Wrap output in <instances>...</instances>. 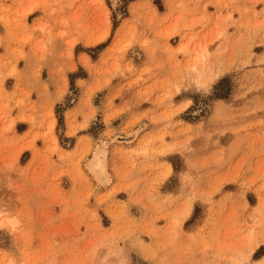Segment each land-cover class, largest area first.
Masks as SVG:
<instances>
[{"label":"rangeland","instance_id":"1","mask_svg":"<svg viewBox=\"0 0 264 264\" xmlns=\"http://www.w3.org/2000/svg\"><path fill=\"white\" fill-rule=\"evenodd\" d=\"M32 2L0 0V184L5 166L15 161L24 173L14 174L21 216L30 217L37 237H43L41 252L29 249L33 264L49 258L52 240H58L65 264H97L112 259L110 251L124 250L135 264H188L187 234L208 216L218 221L220 243L196 259L232 264L247 233L260 223L264 0H117L115 8L112 0H48L63 7L49 8L47 16L69 26L64 28L65 55L49 57L52 74L63 78L54 82L53 97L36 124L29 91L4 80L16 76L19 61L27 62L25 50L33 53L40 46V40H25L45 10L20 22ZM46 33L47 28L37 35L46 40ZM216 73L211 97L193 90L197 81ZM65 81L68 88L61 94ZM81 81L86 87H79ZM110 96L111 104L96 119L93 107ZM192 97L193 104L179 111ZM78 103L94 117L86 129L80 127L82 110L80 124L75 113L65 118ZM49 112L55 117L51 130ZM106 116L110 124L104 123ZM98 147L106 150L111 178L105 187H98L87 170ZM164 167H171L174 176L158 183ZM185 170L213 189L247 183L250 191L238 206L239 219L231 200L217 199L197 204L195 219L175 227L180 208L175 197L182 195ZM13 243L0 231V244ZM27 247L21 236L17 255L24 258Z\"/></svg>","mask_w":264,"mask_h":264},{"label":"snow or ice","instance_id":"2","mask_svg":"<svg viewBox=\"0 0 264 264\" xmlns=\"http://www.w3.org/2000/svg\"><path fill=\"white\" fill-rule=\"evenodd\" d=\"M57 7L62 8L63 5L49 4L48 0H34V2L27 5L28 11H26L24 16L21 17V23L25 22L26 18L29 16V13L36 12L39 9H44L45 15L38 19L37 25L32 27L28 38L25 40L26 44L40 40V46L35 48L33 53H29L27 50H25L23 54V58L25 60L29 59L33 54L35 55L36 59L41 61L46 60L49 57H55L57 53H59L61 56L65 55L63 44L64 40L67 39V34L64 31V28L69 26L68 21H61L54 16H47V10L49 8L55 9ZM101 7H103V5H101ZM111 7H118L117 0H112ZM261 7V15H264V5ZM45 28H47L46 40L37 35V32H44ZM73 42L69 43L67 53L69 56L71 55V43ZM147 45L148 42L146 41L145 47H147ZM126 47L131 48L132 46L129 44ZM82 62L86 66L88 65L86 58H82ZM71 70L75 71V68H72ZM129 71H132V69L130 68ZM218 76L219 73H216L210 77L197 81L193 90L197 91L201 96L211 97V93H213L215 90L214 86L216 85ZM185 79L189 80V82L191 81L190 77H186ZM2 84L3 81L0 80V86H2ZM79 87H86V83L84 81L79 82ZM67 88L68 81H65L62 85L61 94H63V91H66ZM194 100L195 97L185 98L184 103L180 106L179 111H183L184 108L193 104ZM111 102V96L107 100H104L103 98L100 99V106L93 109L96 119H99L100 113L105 112L106 109L104 105H110ZM82 111L84 119L80 127L86 129L89 127V123L94 117L93 115H90L88 110L83 108V106ZM48 116L53 122L49 125V129L51 130V128L54 127L55 117L51 112L48 113ZM110 120L111 116H106L104 123L110 124ZM69 135H73V133L70 131ZM80 135L82 134H76V138L78 140L80 139ZM45 137H47V133H45ZM192 149L195 150L196 145H192ZM3 172L4 182L0 184V190L7 192L8 195L0 196V231L9 233L14 240V243L10 247L0 244V248L3 249L4 264H33V261L29 256V249L31 251L41 252L43 250V237H37V229L35 225L30 222L31 218H24L20 213L21 202L18 195L20 186L14 174H19L22 176L24 173L20 170L15 161H13L11 165L5 166ZM173 176V169L171 167H164L161 170L157 182H165ZM181 183L183 185V188L181 189L182 195L175 197V193H172V196L176 198L178 204L180 205L175 225L177 228L183 220H189V222H191V219H195V209L197 204L203 203L205 206H207L209 203L215 204L217 199L221 201L231 200L232 204L236 208L234 216L239 219L241 214L239 212L238 206L245 203V197L250 191V187L247 183L241 184L239 181L235 182L236 187L234 190L213 189L209 187L203 180H200L198 183L196 175L190 170L183 171L181 175ZM189 186L192 189L190 193L187 192ZM259 195L261 198L258 214L260 221L259 228L257 229L255 225L252 226L251 230L245 237L244 245L241 248L238 257L232 261V264H264V188L260 190ZM248 211L255 213V210L253 209H249ZM243 222H248V217L246 214L243 217ZM217 231L218 221H215L212 216H208L206 219L198 221L196 229L187 234L190 237L189 251L192 255V259L188 262V264H216V262L210 261L207 258L203 260H197L196 257L201 251L204 253H209L210 250L215 247V245L220 243L219 236L216 234ZM21 236L24 237L28 246L25 249L24 258H21L17 255L19 238ZM109 255L113 258L109 259L108 257H105L103 261H98L97 264H135V262L129 258L127 250L122 252L110 251ZM48 257L49 258L44 261V264H65L62 256L61 246L59 245L58 240H52L49 242ZM181 264H184V262L182 261Z\"/></svg>","mask_w":264,"mask_h":264},{"label":"crops","instance_id":"3","mask_svg":"<svg viewBox=\"0 0 264 264\" xmlns=\"http://www.w3.org/2000/svg\"><path fill=\"white\" fill-rule=\"evenodd\" d=\"M22 61L18 62V67L16 68L15 77H6L4 80H11V87L17 85V87L29 91L32 107L35 110L34 124L40 121L39 115L43 113V108L49 104V101L53 97L52 89L54 88V82L57 79L63 78L53 75L54 68L51 64L50 58L46 60H38L35 55L30 57L27 62L21 64ZM46 73V78H42V73ZM57 103V102H56ZM77 106L73 109L67 110L65 113V118L68 114L75 113L77 115L76 122L80 124L82 122L81 113L82 103L76 104ZM95 107H93L94 109ZM79 115V122H78ZM72 116V115H70ZM69 116V118H70ZM67 126V119H66ZM30 125L27 124V128Z\"/></svg>","mask_w":264,"mask_h":264},{"label":"bare ground","instance_id":"4","mask_svg":"<svg viewBox=\"0 0 264 264\" xmlns=\"http://www.w3.org/2000/svg\"><path fill=\"white\" fill-rule=\"evenodd\" d=\"M103 39L104 37H101L97 40L101 41ZM91 156L87 164V170L98 187H105L111 181L107 171L106 150L103 147H98Z\"/></svg>","mask_w":264,"mask_h":264},{"label":"trees","instance_id":"5","mask_svg":"<svg viewBox=\"0 0 264 264\" xmlns=\"http://www.w3.org/2000/svg\"><path fill=\"white\" fill-rule=\"evenodd\" d=\"M58 125H61V119L58 117Z\"/></svg>","mask_w":264,"mask_h":264}]
</instances>
